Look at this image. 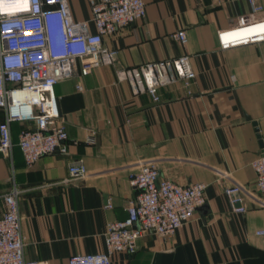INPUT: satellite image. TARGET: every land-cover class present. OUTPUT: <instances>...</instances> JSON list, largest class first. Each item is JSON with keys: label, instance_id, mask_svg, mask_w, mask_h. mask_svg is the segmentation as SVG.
<instances>
[{"label": "crops", "instance_id": "0c3cea01", "mask_svg": "<svg viewBox=\"0 0 264 264\" xmlns=\"http://www.w3.org/2000/svg\"><path fill=\"white\" fill-rule=\"evenodd\" d=\"M143 1V18L103 38L117 50L115 61L55 84L66 154L56 151L26 166L17 141L31 122L10 123L11 155L0 154V215L3 195L15 185L24 257L36 264H67L73 254L105 251L106 224L125 219L136 194L131 174L150 162L178 184L205 183V202L172 236L145 234L133 253L114 254L113 264H264V234L255 233L264 228V193L255 187L251 166L264 148V40L222 49L216 37L240 16L264 18V0L258 12L247 0ZM67 4L73 20L95 30L88 0ZM178 30L185 44L174 36ZM183 54L195 77L186 88L173 68L176 79L159 86L158 101L143 86L133 94L117 75ZM77 157L87 176L64 182ZM232 184L247 190L244 212L234 210L224 193Z\"/></svg>", "mask_w": 264, "mask_h": 264}, {"label": "built area", "instance_id": "2783aa9c", "mask_svg": "<svg viewBox=\"0 0 264 264\" xmlns=\"http://www.w3.org/2000/svg\"><path fill=\"white\" fill-rule=\"evenodd\" d=\"M11 1L19 2L7 6ZM252 12L262 9L259 0H247ZM90 20L94 31H86L84 22L72 19L67 0H0V109L4 120L0 124V154L11 155L10 123L28 121L31 125L20 129L17 145L26 166L41 156L68 152V134L62 120L55 84L65 77H82L93 68L112 63L117 50L103 44L104 36L115 33L145 16L143 0H88ZM9 8L11 11H5ZM260 25L253 34L232 36L231 31L247 25ZM264 18H238L232 28L217 30L220 48L264 40ZM174 36L186 42L184 30ZM179 75L189 88L195 72L189 56L183 54L171 60L146 62L134 68L119 70L117 75L128 81L133 94L143 86L154 101L159 100L158 88L175 81ZM135 72L141 78L138 84ZM76 88L82 90L78 80ZM95 132L88 137L94 142ZM255 173V187L264 193V148L251 162ZM88 174L82 158L68 164L64 182L84 179ZM137 191L127 206L123 220L111 221L104 231L105 251L71 255L67 264H113V255L133 253L138 240L145 234L159 238L172 236L205 202L206 184L195 182L178 184L160 176L156 166L142 162L129 179ZM20 190L14 185L3 195L5 210L0 215V264H36L24 257L25 237L18 209ZM224 193L234 210L244 212L243 195L247 190L232 184ZM264 234V228L255 232Z\"/></svg>", "mask_w": 264, "mask_h": 264}, {"label": "bare ground", "instance_id": "6f19581e", "mask_svg": "<svg viewBox=\"0 0 264 264\" xmlns=\"http://www.w3.org/2000/svg\"><path fill=\"white\" fill-rule=\"evenodd\" d=\"M19 2L17 1H11L10 3L6 4L7 6H15L17 5ZM262 26H264L263 24H261ZM260 29V25L256 26L253 24L247 25V26H242L239 28L234 29L233 31H231V35L235 36L237 38L241 37V36H248L253 34V32H255L257 29Z\"/></svg>", "mask_w": 264, "mask_h": 264}, {"label": "snow or ice", "instance_id": "6c2138e0", "mask_svg": "<svg viewBox=\"0 0 264 264\" xmlns=\"http://www.w3.org/2000/svg\"><path fill=\"white\" fill-rule=\"evenodd\" d=\"M5 11H11L12 9H9V8H6V9H4Z\"/></svg>", "mask_w": 264, "mask_h": 264}, {"label": "water", "instance_id": "95a60500", "mask_svg": "<svg viewBox=\"0 0 264 264\" xmlns=\"http://www.w3.org/2000/svg\"><path fill=\"white\" fill-rule=\"evenodd\" d=\"M255 123V122H254ZM199 208H201V207H198L197 209H199Z\"/></svg>", "mask_w": 264, "mask_h": 264}]
</instances>
